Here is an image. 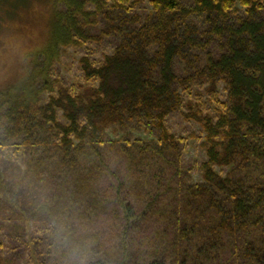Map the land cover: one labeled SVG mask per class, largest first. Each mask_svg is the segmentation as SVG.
<instances>
[{
	"label": "trees",
	"instance_id": "1",
	"mask_svg": "<svg viewBox=\"0 0 264 264\" xmlns=\"http://www.w3.org/2000/svg\"><path fill=\"white\" fill-rule=\"evenodd\" d=\"M56 5L51 45L34 62L42 67L25 93L0 98V221L61 219L75 229L79 216L106 206L110 187L121 196L129 185L117 179L136 171L137 183L172 190L165 209L177 219L181 260L129 258L122 247L115 257L92 250L85 264H188L190 249L205 256L242 234L264 264V0ZM67 48L80 51L77 76L55 80ZM220 85L224 95L202 105L196 91ZM176 113L199 126L194 165L182 161L184 138L170 129ZM118 201L130 220L138 205Z\"/></svg>",
	"mask_w": 264,
	"mask_h": 264
},
{
	"label": "rangeland",
	"instance_id": "2",
	"mask_svg": "<svg viewBox=\"0 0 264 264\" xmlns=\"http://www.w3.org/2000/svg\"><path fill=\"white\" fill-rule=\"evenodd\" d=\"M184 1L189 4L192 0ZM14 4L18 7L4 10L7 5L11 8ZM149 7L150 4L145 2L138 6V10L146 11ZM235 8L239 14L245 15L240 6ZM56 10V0H2L0 3V98L8 92L12 95L25 93L31 73H36L33 68L39 70L42 67L40 61L38 66L34 62L38 60V54L51 45ZM91 47L96 54L106 49L104 45ZM79 52L72 48L62 49L61 63L53 64L55 80L76 78ZM196 92L203 100L201 104L206 107L215 104L217 97L224 95L222 85L209 94L202 87ZM170 129L184 138L182 161L194 165L202 154L199 126L176 113L170 117ZM141 178L136 171L124 173L117 182L129 186L122 189L121 196H117L115 191L112 193L110 187L102 195V200L108 201L106 206L90 217L79 216L75 229L64 227L61 219L27 226L21 221L1 220L0 264H85L92 250L97 255L115 257L116 252L121 253L122 247L126 248L124 253L129 258L153 256L159 260L176 259L179 262L183 252L170 225L175 224L177 219L165 209L167 204H174L171 202L174 197H170L172 190L166 184H161L158 190L153 178L154 183L148 182L151 178L137 183ZM141 183L144 184L138 188ZM105 184L104 191L112 183L106 180ZM118 198L138 205L130 220ZM248 242L244 234L240 239L226 236L224 245L219 249L198 258L193 257L196 251L190 249L188 264H255L256 261L245 251ZM182 261L185 262V259Z\"/></svg>",
	"mask_w": 264,
	"mask_h": 264
}]
</instances>
